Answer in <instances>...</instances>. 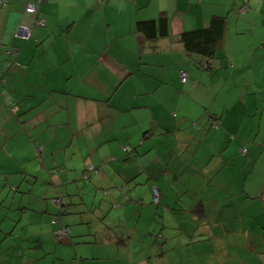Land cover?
<instances>
[{
  "label": "crops",
  "instance_id": "1",
  "mask_svg": "<svg viewBox=\"0 0 264 264\" xmlns=\"http://www.w3.org/2000/svg\"><path fill=\"white\" fill-rule=\"evenodd\" d=\"M29 3L39 8L44 26H33L34 15L25 11ZM162 11L169 34L149 42L135 31V22L157 19ZM212 16L226 18L223 48L210 61L189 57L177 35L206 26ZM21 25L32 26L28 39L15 36ZM256 27H262L261 34L253 33ZM238 59L236 69L232 61ZM181 72L188 75L185 81ZM232 92L236 101L226 97ZM215 116L221 118L220 129L209 126ZM91 121L100 123L94 127ZM83 132L82 142L76 137ZM101 149L114 160L95 166L92 152ZM66 154L71 161L78 154V163L86 159L81 172L73 164L69 169L77 184L95 174L96 185L101 175L124 185L149 181L160 199L165 182L186 186L179 193L190 194L195 225L177 224L171 237L161 228L150 247L137 245L132 264H141L139 256L154 264H172L168 257L201 264L198 246H189V239L205 231L209 235L195 241L221 238L220 251L211 242L204 246L207 254L200 260L206 264H264V201L259 199L264 192V0H8L0 9V168L14 159L19 167L7 170L24 172L38 160L48 175L61 173L59 165L69 163ZM117 160L126 165L135 160L144 173L138 177V169H117L124 162L108 173L106 164ZM155 166L156 172L146 173ZM60 173L48 184L55 182L63 204H82L73 203L68 191L65 196L61 186L67 177ZM35 176L29 192L43 203L33 199L24 210L54 212L50 193L32 187L39 180ZM169 210L183 211L164 206ZM59 227L53 225L54 232ZM6 240L0 247L5 249ZM104 240L83 242L95 249L91 255L74 246L72 258L80 254L78 264H111L127 257L121 249L130 241Z\"/></svg>",
  "mask_w": 264,
  "mask_h": 264
},
{
  "label": "rangeland",
  "instance_id": "2",
  "mask_svg": "<svg viewBox=\"0 0 264 264\" xmlns=\"http://www.w3.org/2000/svg\"><path fill=\"white\" fill-rule=\"evenodd\" d=\"M262 31V27H256L254 28L253 33L261 34ZM173 54L175 55V53ZM232 62L235 63L236 69L241 65L239 64V59L236 62ZM251 72L252 69L247 71V75L251 76ZM236 95V93L232 92L226 97L228 100L236 101L238 99ZM99 123L100 121L89 122V124L94 127L98 126ZM91 125L89 127H91ZM210 128L220 129V127ZM76 138H80L83 142L86 140L85 132ZM83 146L85 147V145ZM244 146L246 147L245 144ZM94 151L92 152V158L95 166L101 165L102 162L114 160L112 156L108 158L107 150L105 149ZM67 155L69 154H66V159L69 163H66L65 166L59 165L61 173L59 170H56L57 172L51 170L48 175L46 169L42 171L40 170V167L37 166L39 164L38 160L29 162L28 169L25 170L24 168V172L22 168H17L11 171L7 170L6 166L19 167L14 159H7L6 165L3 164L5 169L0 168V188L3 185L0 190V241L4 237H7L5 249L0 247V264H78L80 254H78V259H74V257L72 258V254H76V250L73 248L74 246L77 247L79 253L83 252L91 255L92 253H96L95 249L92 248L93 246L91 245V248H89V245L83 244L82 242L90 241L103 243L105 241L104 238L110 237L114 234L127 238L126 241H130V247L121 249V252L124 254L128 253L127 257L117 259L116 262L111 264H116L120 261L124 264L126 262L132 264L136 262V259L138 258L137 254L139 249L137 245L141 243L139 246L140 248H142L144 244L148 246V244L152 242L151 236H154V231H159L162 228L163 235L171 237L176 232L173 227L177 224L187 225L188 227L195 225L193 219L189 216L188 211V205H191L192 198L190 194L181 195L179 193L185 191L186 186H183L182 184L171 185V182H165V184L161 186L163 189L161 193L162 197L161 199L159 198V204L153 200V194L151 192L153 190H151L152 186H150L149 181L144 182V184L139 182L136 185L128 182L124 185L119 183L116 179L108 180L101 175L102 178L101 180L99 179V183L96 185L95 174L91 177L90 181L82 179L78 180L80 184H77L69 178L72 177L71 173H74L69 169H72L73 164L77 167L79 172H81L84 168L83 163L86 159L80 161L79 163L82 165L79 166V163L75 160V156L78 154L73 156L74 158L72 161L69 160ZM122 162H124L125 166L117 168L119 170L122 169L120 171L129 172L132 168L138 169L142 172L138 177L142 176L144 173L143 169L140 168L141 165L136 164L135 160H130L128 165H126L127 162ZM122 162L119 163L117 160L113 165L111 163L106 164L107 172L110 173L111 168L114 171H117L115 167L122 166ZM88 166L89 163L87 167ZM157 167L158 166H155L154 168L148 167L146 173L152 171L156 172ZM84 172L86 173L84 176L87 177V172H96V170L89 168L87 172ZM26 173L30 174L26 175ZM57 173H60L62 178L67 177L66 183H63L62 186L61 184L59 185V188L61 186V190L65 192V196H67L66 191H68V195L71 194L70 198L74 200L73 203L77 204L83 201L80 205L68 204V201H65V204H68L66 209L67 212L62 216V221L65 225H69L70 232L72 230L74 231H72V234L69 232L68 236L64 238L61 237L63 239H60L55 235L56 232H54L53 225L50 222L52 218L54 219L58 217L56 216L58 208L52 201V198L53 200L55 198L58 200L59 193L55 182H52V185H49L48 183L54 179ZM67 174L69 176H66ZM35 175H39V180L35 182L32 187L39 191V193H44V195L46 192L50 193L48 195V197H50L49 202L50 205L53 206L52 209L54 212L44 211L41 213L43 210H37V212L30 209L24 210L23 206H26L30 201L32 202L33 199L39 203H43V201H39V199L32 197L29 192L30 183L34 182L35 178H37ZM106 182H110V184H107ZM12 187H17V190L14 191ZM77 189H79L77 191L79 192V196L76 194ZM81 198L82 200H79ZM168 205L169 208L183 209V211H177L174 213L170 212V210L168 212L164 211V206L168 207ZM55 210H57V212H55ZM29 221L32 223L28 224ZM149 227L151 229V236L148 233L150 231L148 230ZM5 229L7 230L4 231ZM202 230L203 229L201 228L200 231ZM208 233L209 231L202 232V234H204L203 236L200 234V236L194 235V238L195 240L202 239L207 237L209 235ZM130 234L132 237L129 236ZM69 235L73 238H70ZM190 240L191 238L189 239V243H191L189 246H198L197 257L201 264H206L200 260L202 259V254H207V252H204L203 250L204 246H207V244L210 245L211 242L213 244V249L220 251L219 246L221 244V238H219V235H216L215 239L213 235H210L206 240L201 242ZM100 245L102 246L103 244ZM230 246L231 251L235 252L236 247L231 243ZM190 252H194V250L191 248ZM168 258L172 261V264H187L189 260V258L182 259L181 263H175L174 257ZM195 258L196 255H192L190 262ZM139 260L141 264H154L152 259L146 258L145 256H139ZM94 261L99 262L97 260ZM85 262L91 261L85 260L84 263ZM110 262L111 261H107L106 263L110 264Z\"/></svg>",
  "mask_w": 264,
  "mask_h": 264
},
{
  "label": "trees",
  "instance_id": "3",
  "mask_svg": "<svg viewBox=\"0 0 264 264\" xmlns=\"http://www.w3.org/2000/svg\"><path fill=\"white\" fill-rule=\"evenodd\" d=\"M97 1L103 2L105 0H97ZM225 27H226V18L225 17L212 16V18L209 20V22L206 26L199 28V29L182 31L177 35L176 39L179 43H181L183 45L184 50L186 51V53L189 57H192L193 55H196V56L198 55L199 57L210 61L211 59H213L215 57L217 52L223 48ZM168 28H169V21H168V17L166 16V12H164V11L160 12L159 17L157 19L137 20L135 22V31L137 33H140L141 35H143L145 40H147L149 42H153V41H156L162 37L167 36L169 34ZM207 64H208V62H207ZM187 78H188V75L186 73L185 80ZM185 80H183V81H185ZM10 107L13 108L14 105L11 103ZM214 120L219 122L221 120V118L215 116V118L213 117V119L211 121L208 120V123H210L209 124L210 127H211L212 121H214ZM245 153H242V154H245ZM58 200H61V199L58 198ZM53 202L56 204V206L58 208V212L56 213V216H58V217L54 218L51 221V224L52 225H56V224L59 225L60 224V227L58 229H56L55 235L58 238L63 239L64 237L68 236V234L70 232L69 225H65L62 221V216H64L66 214V206L68 204H65V202L63 204L62 200H61V203H58L56 198L53 200ZM62 228L63 229L67 228V230H68L67 234L65 236H63V238H61V236L58 235V232ZM160 230L155 231L153 235L155 237L158 236V233L160 232ZM149 235L151 236V232L149 233ZM154 236L152 238V241L155 239ZM70 238H73V237H70ZM126 239L127 238H121L120 236H117L116 234H114L110 237H107V240L108 241L110 240L109 242H111V244L112 243L115 244L116 242L124 243V242H126ZM60 242H61V240H60ZM91 243H95L96 245H99L98 242H91ZM151 243L148 245L149 247H150Z\"/></svg>",
  "mask_w": 264,
  "mask_h": 264
},
{
  "label": "built area",
  "instance_id": "4",
  "mask_svg": "<svg viewBox=\"0 0 264 264\" xmlns=\"http://www.w3.org/2000/svg\"><path fill=\"white\" fill-rule=\"evenodd\" d=\"M38 2L43 1V0H37ZM8 2V0H0V9L5 6V4ZM25 11L28 13H31L34 15V20H33V26H43L45 24V21L43 19L42 16H40L39 14V8L36 7L35 4L29 3L26 7H25ZM32 34V26H28V25H21L17 28L16 32H15V36L24 38V39H28ZM181 79L185 80L186 78V73L185 72H181L180 73ZM221 122L219 121H212L211 127L213 128H218L220 127ZM242 153L246 152V147L243 146L241 149ZM92 169V168H91ZM158 198H159V193L158 191L154 188L153 189V200L154 202H158ZM260 200L264 201V192H262L259 195ZM58 203H61V201L57 200ZM68 230L67 228H62L59 232L58 235L63 237L67 234Z\"/></svg>",
  "mask_w": 264,
  "mask_h": 264
},
{
  "label": "clouds",
  "instance_id": "5",
  "mask_svg": "<svg viewBox=\"0 0 264 264\" xmlns=\"http://www.w3.org/2000/svg\"><path fill=\"white\" fill-rule=\"evenodd\" d=\"M181 77V76H180ZM154 189V188H153ZM156 189V188H155ZM157 190V189H156ZM158 191V190H157ZM159 193V192H158ZM260 199V198H259ZM158 200H159V198H158ZM156 203H158V202H156Z\"/></svg>",
  "mask_w": 264,
  "mask_h": 264
}]
</instances>
